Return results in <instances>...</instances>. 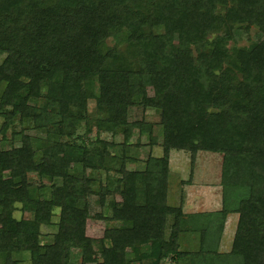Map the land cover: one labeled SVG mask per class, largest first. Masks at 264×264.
Returning a JSON list of instances; mask_svg holds the SVG:
<instances>
[{"label":"trees","instance_id":"trees-1","mask_svg":"<svg viewBox=\"0 0 264 264\" xmlns=\"http://www.w3.org/2000/svg\"><path fill=\"white\" fill-rule=\"evenodd\" d=\"M0 118V264H264V0H0ZM127 127L160 147L141 168L125 152L139 142L114 139ZM170 150L220 154L217 208L166 202ZM116 194L94 250L87 196Z\"/></svg>","mask_w":264,"mask_h":264},{"label":"rangeland","instance_id":"rangeland-1","mask_svg":"<svg viewBox=\"0 0 264 264\" xmlns=\"http://www.w3.org/2000/svg\"><path fill=\"white\" fill-rule=\"evenodd\" d=\"M255 29L251 28L248 32V38L245 39V36H240L241 31L236 28L234 30L235 42L237 45H246V43L254 38ZM88 111L92 113L93 109V101L90 100L88 102ZM142 114L140 109H130L128 112L129 121L138 119ZM145 118L149 121L155 123L157 120L156 113L151 109H147L143 112ZM1 123V118H0ZM39 117L35 118L33 126H40ZM87 130L88 136H93V130L91 128V121H87L84 125L80 126L77 132H81L83 128ZM16 129H19V126L15 125ZM25 132L34 135L43 137L44 134L41 129H33V128H25ZM153 133L157 136V142H160V128L158 125L153 126ZM100 136L102 138L110 139L109 134L101 133ZM6 137L9 138V131L6 133ZM115 141L120 143L123 139H125L129 143H134L136 141L139 142V145L127 146L125 148V152L127 155H131L136 158V162L129 167L141 168L142 163L148 153V150L153 155L160 154V147L158 145H154L152 147H148L146 144L145 135H138L136 130H132V128L127 127L126 132L121 135V133H117L115 136ZM17 144V143H16ZM113 153H118L120 151V147L116 146L111 150ZM220 154L217 153H208V152H199L195 156V159L192 163L189 160V154L183 150H170L168 156V185H167V195L166 202L169 205L177 206L180 205L181 209L185 212L187 211H206L217 208L219 205V169H220ZM29 180L36 186L37 178L34 174H28ZM44 181V180H43ZM46 182V181H45ZM119 198V195L116 194L114 197H106L104 205L101 206L96 201V196L88 195L87 203H88V212L89 218L86 219L85 224V233L86 235L92 237L95 241L93 243L94 250L99 248V240L102 231L105 227L113 225V222H110L106 219L110 215L109 203L112 200ZM19 206V205H17ZM95 214H101L104 216L102 219L95 218ZM14 216L16 218L24 217L30 218V213L26 211L16 210L14 212ZM236 214H228L225 219V223L223 226V231L220 239L219 249L221 251H225L229 248L230 241L232 238V234L235 228L236 222ZM57 220V210H54L52 215V221L56 222ZM40 241L43 243L48 242L51 239V235L55 230V226L47 225L40 226ZM106 244L107 241L105 242ZM72 259L74 261L78 260V251L76 249L71 250ZM14 258L19 259L20 264H28L27 262V254H14ZM132 254H127V259H131ZM129 264H137V263H129ZM161 264H189L187 258H178L175 260H165L161 262Z\"/></svg>","mask_w":264,"mask_h":264}]
</instances>
